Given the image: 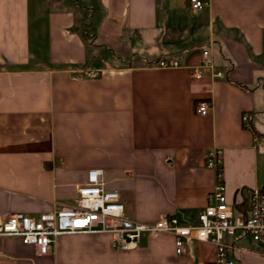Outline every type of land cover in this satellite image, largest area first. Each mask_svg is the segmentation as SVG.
Listing matches in <instances>:
<instances>
[{
  "label": "crops",
  "instance_id": "0c3cea01",
  "mask_svg": "<svg viewBox=\"0 0 264 264\" xmlns=\"http://www.w3.org/2000/svg\"><path fill=\"white\" fill-rule=\"evenodd\" d=\"M204 49L225 78L192 76ZM214 148L234 204L264 187V0H0V215L74 206L101 168L129 218L193 225L217 181ZM225 241L235 264H264L263 242ZM216 251L187 239L178 254L169 233L121 250L91 232L40 255L0 236V264H212Z\"/></svg>",
  "mask_w": 264,
  "mask_h": 264
},
{
  "label": "built area",
  "instance_id": "2783aa9c",
  "mask_svg": "<svg viewBox=\"0 0 264 264\" xmlns=\"http://www.w3.org/2000/svg\"><path fill=\"white\" fill-rule=\"evenodd\" d=\"M188 1L194 10H201L209 4V0ZM159 65L174 68L182 64L178 59H162ZM191 73L196 80L204 79L207 74L213 78L226 77L222 70L216 68L208 49L202 51L201 61L191 68ZM87 76L97 77L98 72L90 71ZM210 107L209 100H199L196 113L206 115ZM248 119L249 116L244 114L243 120ZM219 154L220 151L214 148L207 155V166L217 169V181L207 205L198 214L196 224H183L177 217L167 215L153 223L129 218L120 192L108 187L103 169L94 168L88 171L86 181L77 186L76 205H61L38 216L24 212L0 215V236L19 237L24 244L34 245L40 255H46L63 234L110 233L116 248L130 250L139 247L143 234L169 233L175 237L178 254L184 252L187 239L209 241L217 249L212 264H235L231 252L233 245L225 241L226 235L243 233L264 243V187L251 191L246 212L236 208L226 192Z\"/></svg>",
  "mask_w": 264,
  "mask_h": 264
},
{
  "label": "trees",
  "instance_id": "16d2710c",
  "mask_svg": "<svg viewBox=\"0 0 264 264\" xmlns=\"http://www.w3.org/2000/svg\"><path fill=\"white\" fill-rule=\"evenodd\" d=\"M234 206L236 208H238L239 210H242L243 212L247 211V207H248V200H244L243 203L241 204H234Z\"/></svg>",
  "mask_w": 264,
  "mask_h": 264
},
{
  "label": "rangeland",
  "instance_id": "374dc122",
  "mask_svg": "<svg viewBox=\"0 0 264 264\" xmlns=\"http://www.w3.org/2000/svg\"><path fill=\"white\" fill-rule=\"evenodd\" d=\"M238 212V211H237Z\"/></svg>",
  "mask_w": 264,
  "mask_h": 264
}]
</instances>
